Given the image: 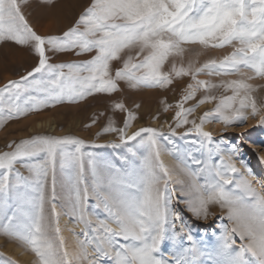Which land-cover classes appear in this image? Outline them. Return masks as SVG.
<instances>
[{"label": "snow or ice", "instance_id": "snow-or-ice-1", "mask_svg": "<svg viewBox=\"0 0 264 264\" xmlns=\"http://www.w3.org/2000/svg\"><path fill=\"white\" fill-rule=\"evenodd\" d=\"M41 2L52 4L53 0ZM27 4L28 0H0V42L31 46L39 58L26 75L0 87V125L97 93L110 95L120 90L119 81L133 89H164L183 77L192 82L175 105V127L169 125V134L149 127L129 135L135 113L122 102L112 104L113 110L127 112V116L122 127L108 119L102 133H115L120 140L108 146H123L135 158V146L128 142L136 141L146 153L123 173L115 169L105 175L98 154L85 151L104 145H88L71 135H34L8 144L9 150L0 152V217L6 221L0 231L34 253L35 264H103L105 259L113 264H199L200 250L176 206L185 204L199 220L207 219L209 206L216 204L227 209L231 227L219 225L218 246L208 254L212 264H264V195L249 179L231 178L238 171L234 157L241 149L236 145L221 147L223 141L210 147L212 134L203 128L210 118L230 125L258 116V123L264 124V101L258 103L253 95L259 86L246 82L264 78V0H91L76 24L62 36L38 34L22 11ZM189 44L205 49L227 46L232 51L199 66L189 61L186 67L183 62L177 67L173 59L165 70L168 58L182 56ZM69 50L77 55H95L88 61L69 64L50 63L46 55L48 51ZM125 50L134 51L135 56L129 54L113 74L111 62L120 59ZM242 68L254 75H246ZM200 74H237L242 78L212 83L198 79ZM219 88L232 94L217 97L212 90ZM201 91L204 94L196 104L185 107ZM213 101L215 109L201 116L199 123L189 119L197 107ZM169 107L166 105L164 111ZM97 118L94 116L92 124ZM185 125L191 127L184 135L195 132L199 140L194 143L207 151L208 159H193L202 167L190 175L204 174V183L193 180L187 190H179L185 197L180 199L171 186L172 173L160 159L165 151L161 141L172 143L176 128ZM167 151L181 159L171 149ZM214 153L219 157L216 163L211 162ZM121 159L130 162L129 156ZM261 160L264 162V157ZM17 165L26 168L29 175H22ZM58 173L63 177L59 182ZM90 197L95 198V208L105 214L103 219L98 216L93 222L90 218ZM62 214L73 217L80 227L82 236L73 233L77 251L69 252L65 246L59 223ZM181 234H186L191 246L177 249L171 259L166 258L164 244H180ZM236 237L241 241L238 248Z\"/></svg>", "mask_w": 264, "mask_h": 264}, {"label": "rangeland", "instance_id": "rangeland-1", "mask_svg": "<svg viewBox=\"0 0 264 264\" xmlns=\"http://www.w3.org/2000/svg\"><path fill=\"white\" fill-rule=\"evenodd\" d=\"M90 4L91 0H53L52 4L42 3L41 0H28V4L22 7V11L28 19L29 24L38 34L42 36H62L64 32L68 31L69 28L76 24L80 15L83 14ZM184 47L186 51L182 56H170L168 58L164 65L165 70L171 67L173 59L177 67L181 66V62H183V65L186 67L189 61L199 66L212 58L221 59L232 51V48L227 46L224 48L209 47L205 49L199 44H189ZM129 54L135 56L134 51L129 53L125 50L120 54V59L111 62L110 66L113 74L117 68L122 66L123 59H126ZM46 55L49 56L50 63L69 64L88 61L95 55V52L77 55L75 50L65 52L48 51ZM13 56L19 57H15V59H17L15 61ZM12 59H14V61ZM38 59V56L34 53L31 46L17 45L11 41L0 42V71L2 70V73L0 72V87H3L8 81L19 80L21 76L26 75L38 64ZM4 63L5 65H3ZM241 71L246 75H254L249 69L242 68ZM241 78L242 77L237 74L221 77L215 75L208 76L206 74H200L198 76V79L211 81L212 83H219L221 80L230 81ZM191 82L189 77H183L174 80L172 85L164 89L149 87L133 89L130 88L126 82L119 81L120 90L110 95L97 93L77 103L58 104L54 107L34 111L23 117L9 120L3 125H0V152L9 150L7 145L12 142H19L21 139L30 138L34 135H50L57 137L71 135L84 140L88 145H104V147L97 148L87 147L85 151L98 154L101 158V169L104 171L105 175H108L110 170L114 172L115 169H120L121 173H123L132 166V163H139L141 156L146 153L143 148L136 145V141L128 142L129 146H135L137 151V156L135 158H132L123 146L120 148L108 146L113 143H120L117 134L102 133V129L107 125L108 119H114L116 126L122 127L127 116V112L113 110L112 104L114 102H122L128 111L135 113L137 118L131 122V127L129 128L132 129V132L140 128L151 127L159 129L165 134H169V125L171 124L175 127L173 121L175 111L177 110L175 105L177 101L181 99L183 89ZM246 82L254 86H259L253 95L257 98L258 103L264 101V78L256 77ZM212 91L217 97L232 94L230 90L225 92L223 88L214 89ZM203 94V91L198 92L196 99L188 101L185 107H192ZM166 105H171L172 107H169L168 111H164ZM215 106L216 101L202 104L195 109L192 115L189 116V119H195L197 123H199L200 117L206 112H212ZM101 113H103V115H100ZM43 115H52L53 118H55L57 130L51 127L49 128L48 126L46 128L43 126L40 128L37 127L38 129H31L35 124L34 121ZM94 116L98 118L97 122L92 124ZM258 120V116L256 118L249 116L248 120L243 124L233 123L225 125L216 118H210L209 121L203 125V128L205 131L212 134L213 145H210V147H214L215 144L223 141L221 147L227 148L230 145H236L241 149L239 155L234 157V163L238 171L231 174V178L234 181H238L241 178L249 179L257 192L264 195V185L259 184L255 176L256 174L264 172V162L261 160V158L264 157V124H259ZM156 122L157 124H155ZM164 124H166V126H164ZM188 127H191V125L176 128V134L171 136L172 143H168L166 140L161 141V145L165 151L161 152L160 159L163 161L164 165L170 169L172 173L171 186L177 189L176 195L180 199L185 198L180 196L179 190L181 188L187 190L193 180H195L197 184L204 183V174L197 175L196 177L190 175V173L198 172L199 168L202 167V165L193 163V159L202 161L208 159L207 151L200 149L199 145L194 143V141L199 140L196 133L193 132L187 136L184 135ZM98 133L101 134L98 135ZM168 149L176 152L184 163H181V159H177L176 155H169ZM226 154L227 153H225V155ZM122 156H129L130 162L126 163L121 159ZM165 157H169L174 166L169 162L167 163ZM218 159V155L214 153L211 162L216 163ZM241 161L244 163L242 164ZM245 164L251 169L252 175H249L246 171ZM17 168L22 175H29L26 168L20 165H17ZM182 169L184 170L182 171ZM86 175L90 176V173H86ZM57 179L58 182L61 181L63 179L62 175L58 173ZM176 181H182V183H176ZM227 187L233 189L234 185H228ZM95 203V198L90 197L87 210L93 222L97 220L98 216L101 219L105 217L102 210H97L95 208ZM176 207L181 212L183 222L190 228L191 234L200 250L197 256L199 264H212L208 254L213 252L218 246V237L221 233L219 225L227 224L231 227V222L227 218V209H221L219 205L216 204L210 205L207 219L197 220L193 214L187 210L185 204L180 203ZM5 222L6 221L0 217V226ZM59 223L67 250L69 252L77 251V236L73 233L75 232L81 236L82 234L80 233V227L76 226L75 219L69 215L62 214ZM181 235L183 238L180 244L175 245L171 241L164 244L163 249L166 258L171 259L172 252L177 249L191 246L186 239V234ZM0 237H2V239L0 238V264H24L20 256L17 257L12 255L7 249L9 245H14L25 252L27 251V254H30V260L32 259L34 262L32 263L31 260L27 264L35 263L36 257L34 253L26 250L18 241L7 237L2 231H0ZM240 243L239 237H236L235 247L238 248ZM103 264H113V262L105 259Z\"/></svg>", "mask_w": 264, "mask_h": 264}, {"label": "bare ground", "instance_id": "bare-ground-1", "mask_svg": "<svg viewBox=\"0 0 264 264\" xmlns=\"http://www.w3.org/2000/svg\"><path fill=\"white\" fill-rule=\"evenodd\" d=\"M51 22V21H50ZM56 23V22H55ZM49 25V24H48ZM42 26V25H41ZM45 26V25H44ZM41 28V27H40ZM49 28V27H48ZM43 30V29H42ZM41 30V31H42ZM44 31H45V29H44ZM43 32V31H42ZM17 53H19V52H17ZM13 55V54H12ZM17 55V54H16ZM22 55V54H21ZM20 56V55H19ZM19 56H15L16 58H18ZM14 57V56H13ZM13 57H11V58H13ZM15 57H14V59H15ZM21 58V57H20ZM14 59H12L13 61H14ZM17 59H15V61H16ZM20 62V61H19ZM3 65H5V63L3 64ZM8 67V66H7ZM3 69V68H2ZM2 71V70H1ZM0 71V72H1ZM2 73V72H1ZM7 73V72H6ZM5 76V75H4ZM7 79V78H6ZM12 80V79H11ZM1 81V80H0ZM6 82V81H5ZM71 115V114H70ZM38 117V116H37ZM65 117V116H64ZM32 120V119H31ZM68 120V119H67ZM62 121V120H61ZM32 122V121H31ZM34 125L32 126V128L31 129H36L37 127H43V126H45L44 128H46L47 126L50 128H52V129H55V130H57L56 129V123L57 122H55V118H53V116L52 115H46V116H41L40 118H38V119H36L35 121H34ZM141 123V122H140ZM75 124H76V122H75ZM155 124H157V122L155 123ZM164 126H166V124H164ZM23 127H24V125H23ZM77 127V126H76ZM38 129V128H37ZM132 133V129H129L128 130V134H131ZM166 158V160H167V163L169 162L172 166H174V164H173V162L171 161V159L169 158V157H165ZM256 176V178H257V181H258V183L259 184H261V185H264V172L263 173H261V174H256L255 175ZM1 239H2V237H0ZM4 240V239H3ZM2 241V240H1ZM4 242V241H3ZM5 243V242H4ZM14 244V243H13ZM6 249V248H5ZM7 249L12 253V255H14V256H20L21 257V259H22V261L24 262V264H27L28 262H30L31 260H30V254L28 253L27 254V251L25 252V251H23V250H21V249H19L18 247H16V246H7ZM7 251V250H6ZM8 251V252H9ZM10 253V254H11ZM20 259V258H19ZM34 261L32 260V263H33ZM35 264V263H34Z\"/></svg>", "mask_w": 264, "mask_h": 264}]
</instances>
